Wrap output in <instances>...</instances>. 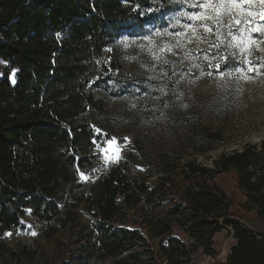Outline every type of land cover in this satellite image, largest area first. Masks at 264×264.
Instances as JSON below:
<instances>
[{"label": "trees", "instance_id": "obj_1", "mask_svg": "<svg viewBox=\"0 0 264 264\" xmlns=\"http://www.w3.org/2000/svg\"><path fill=\"white\" fill-rule=\"evenodd\" d=\"M156 18L153 0H0V254L4 234L29 212L57 218L59 229L81 227L62 264H197L192 254L215 256L214 236L227 228L235 243L213 264H264V228L235 215L225 193L209 184L234 171L242 208L264 227V140L222 152L209 165L196 157L180 164L187 183L178 201L164 181L150 185L120 165L86 188L79 180L96 164L102 139L82 118L104 110L95 92L122 72L109 48ZM167 171L160 180L173 182ZM80 205L91 223H79ZM174 225L189 244L171 235Z\"/></svg>", "mask_w": 264, "mask_h": 264}, {"label": "rangeland", "instance_id": "obj_2", "mask_svg": "<svg viewBox=\"0 0 264 264\" xmlns=\"http://www.w3.org/2000/svg\"><path fill=\"white\" fill-rule=\"evenodd\" d=\"M153 2L157 18L141 29L122 34L109 48L122 72H113V79L95 92L105 101L104 110L82 118L97 125L102 139L95 145L96 164L83 173L87 179L80 173L79 180L86 188L110 166L120 165L124 172L146 176L150 185L164 181L162 187L168 197L178 201L187 183L180 173V164L196 157L198 162L209 165L222 152L240 150L246 143L260 144L264 140V67H260L264 65V35L254 31L264 26V19L260 18L264 5L242 3L233 9L241 23L232 22V35H228V28L217 30L213 25L212 34L198 29L201 39L188 43L192 33L184 26L198 22L181 13L203 11L191 6L197 0ZM178 32H186L187 38L167 34ZM177 40L179 47L175 46ZM232 53L236 55L233 57ZM224 56L229 57L227 61L221 59ZM247 61H252L259 71L247 72ZM215 64H220V68L211 66ZM4 65L0 59V69ZM210 133L219 134L220 139L209 138ZM113 138L115 142L109 143ZM201 149L208 151L198 154ZM165 169L171 173L173 182L160 180L166 175ZM209 184L225 193L235 215H241L252 227L264 228L255 220L253 211L242 208L245 196L237 186L234 171L214 176ZM76 211L81 225L91 223L82 205ZM131 221L132 217L129 224ZM80 228L59 229L57 218L37 219L27 212L20 226L1 239L7 250L0 254V264H62L74 247ZM227 231L215 234L213 259L205 257L201 250L193 253L192 258L199 264L221 260L229 250L231 236ZM171 235L188 244L191 241L176 225Z\"/></svg>", "mask_w": 264, "mask_h": 264}, {"label": "snow or ice", "instance_id": "obj_3", "mask_svg": "<svg viewBox=\"0 0 264 264\" xmlns=\"http://www.w3.org/2000/svg\"><path fill=\"white\" fill-rule=\"evenodd\" d=\"M258 2L261 5H264V0H197L196 3L192 4V7H197L203 11H197L192 13H181V15L187 16L188 20L198 23H189L185 25L184 27L191 31L192 37L188 38V43H194L196 40L201 39V34L199 33L198 29H203L204 33L212 34L213 33V25L219 30L220 27H226L229 29L228 35H232L231 27L232 22L239 25L241 21L236 18V15L233 13V9L239 8L240 4L242 3H255ZM252 14L249 13V16ZM260 18L264 19V10L260 12ZM211 22V23H209ZM251 23V21H249ZM254 31L260 32L262 35H264V26L258 27L254 29ZM168 35H175L177 37H186V32H178V33H167ZM59 35V34H58ZM157 35H160L158 32ZM145 39H150V37H145ZM233 39H236L235 36H233ZM250 43L256 44V40H250ZM176 47L180 46V41L177 40V43L175 45ZM231 46V45H229ZM239 46V45H237ZM168 49V51H171V47L168 45L164 46ZM216 47H219V45H216ZM163 51V49H161ZM241 51H243V48H241ZM233 57L236 55V53L231 54ZM228 56L221 57V59L227 61ZM159 59V57H157ZM207 59V57H206ZM164 63H167V61H164ZM247 72H258L259 68L253 64L252 61H247ZM217 69L220 68V64L211 65ZM260 67H264V65H261ZM238 71H244V69H237ZM208 75H212L211 73H208ZM221 76H223V73H221ZM246 79H250L251 77H245ZM163 91V90H161ZM165 95L167 93H164ZM186 107V105H185ZM127 139V138H125ZM115 142V138H113L112 141L109 143ZM82 178L87 179L86 176H84L83 173H81ZM33 236L36 235L35 232L31 233ZM6 235H11V233H7Z\"/></svg>", "mask_w": 264, "mask_h": 264}, {"label": "built area", "instance_id": "obj_4", "mask_svg": "<svg viewBox=\"0 0 264 264\" xmlns=\"http://www.w3.org/2000/svg\"><path fill=\"white\" fill-rule=\"evenodd\" d=\"M227 230L230 231V228H227ZM228 253H229V250L224 254L223 258L221 260H219L218 262H224ZM204 256L207 258H210V259H213L215 257V256H209V255H204ZM197 264H199V263L197 262Z\"/></svg>", "mask_w": 264, "mask_h": 264}, {"label": "crops", "instance_id": "obj_5", "mask_svg": "<svg viewBox=\"0 0 264 264\" xmlns=\"http://www.w3.org/2000/svg\"><path fill=\"white\" fill-rule=\"evenodd\" d=\"M180 238V237H179ZM181 239V238H180ZM182 241H184L186 244H188L185 240L181 239ZM235 243V240L231 237V240H230V245H229V250H230V247L232 244Z\"/></svg>", "mask_w": 264, "mask_h": 264}]
</instances>
